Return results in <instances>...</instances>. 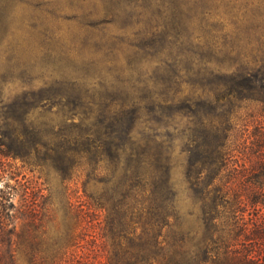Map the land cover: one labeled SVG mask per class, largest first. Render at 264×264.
<instances>
[{
	"label": "rangeland",
	"instance_id": "rangeland-1",
	"mask_svg": "<svg viewBox=\"0 0 264 264\" xmlns=\"http://www.w3.org/2000/svg\"><path fill=\"white\" fill-rule=\"evenodd\" d=\"M240 76L264 80V0H0L6 172L33 178L61 205L66 192L84 190L76 162L92 160L85 186L96 233L85 250L101 256L112 251L104 194L115 204L127 169L152 175L163 158L193 226L186 173L194 119L184 107L222 104L224 85Z\"/></svg>",
	"mask_w": 264,
	"mask_h": 264
},
{
	"label": "trees",
	"instance_id": "trees-1",
	"mask_svg": "<svg viewBox=\"0 0 264 264\" xmlns=\"http://www.w3.org/2000/svg\"><path fill=\"white\" fill-rule=\"evenodd\" d=\"M240 77L224 85L222 104L184 107L194 119L186 173L193 204L186 216L193 218V226L182 219L170 168L160 158L152 175L127 169L112 195L115 204L104 194L99 208L111 229H104L103 237L112 251L93 256L85 250L96 233L93 198L85 186L93 181L92 160L76 162L84 190L68 189L60 205L33 178L20 181L6 172L4 160L10 155L4 153L0 264H264V80ZM91 150L87 144L82 151ZM58 161L61 166L71 162L67 157ZM196 165L201 169L194 175ZM12 179L15 186L8 183Z\"/></svg>",
	"mask_w": 264,
	"mask_h": 264
}]
</instances>
